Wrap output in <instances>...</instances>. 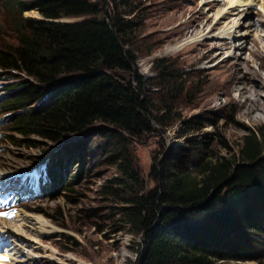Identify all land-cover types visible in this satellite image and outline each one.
Wrapping results in <instances>:
<instances>
[{"label": "trees", "instance_id": "obj_1", "mask_svg": "<svg viewBox=\"0 0 264 264\" xmlns=\"http://www.w3.org/2000/svg\"><path fill=\"white\" fill-rule=\"evenodd\" d=\"M142 1L120 0L124 12L113 16L96 0L9 1L16 18L10 41H0L6 125L23 140L57 143L83 135L66 155L81 163L96 149L116 166L111 195L121 203L118 214L129 233L141 237L138 264H228L249 257L264 264V131L248 129L239 155L229 159L210 157L199 165L202 153L194 144L166 155L151 166V190L128 152L130 140L151 131L157 109L135 71L138 25L130 17ZM28 11L40 18H24ZM79 17L86 18L62 21ZM158 63L161 77L152 85L167 95L173 90L169 64ZM158 99L164 115L156 119L163 123L170 105ZM55 164L62 168L57 161L48 165L50 192L62 186Z\"/></svg>", "mask_w": 264, "mask_h": 264}, {"label": "rangeland", "instance_id": "obj_2", "mask_svg": "<svg viewBox=\"0 0 264 264\" xmlns=\"http://www.w3.org/2000/svg\"><path fill=\"white\" fill-rule=\"evenodd\" d=\"M9 1L15 0H0L2 42L10 41L12 20L16 18L15 12L7 8ZM96 1L102 5L103 14L113 16L124 12L120 0ZM226 3L228 0H146L132 6L135 13L130 18L138 25L133 37L137 57L135 71L145 84L146 97L157 107L154 117L164 115L158 97L170 105L163 123L152 119L151 131L128 144V152L147 190L155 186L150 176L152 164L166 155L194 144L202 153L199 165L210 157L229 159L239 155L242 137L248 129L264 131V114L251 118L242 116L238 103L243 99L232 91L240 86V78L255 83L254 86L248 84V88L264 83V68H260L264 58L260 61L253 53L264 47V24H257L260 20L264 23L263 6L253 3L241 7L239 11L247 10V19L229 13L216 26V12L224 7L225 14L231 12ZM23 17L40 18L36 11L24 12ZM235 21L245 26L256 24L250 27L246 42L241 41L245 28H239V32L227 40L220 35L225 25ZM224 42L228 43L225 47ZM159 61L169 64V87L173 90L167 95L165 89L152 85L161 77L157 70ZM226 87L231 92L225 94ZM4 95L6 93L0 90V96ZM259 103L264 105L262 89ZM9 115L0 110V222L3 227L12 229L9 233L1 226L8 245H1L7 253L0 251V264H138L141 237L129 233L118 214L121 203L111 195V189H116L110 188L114 187L112 180L118 177L116 166L96 149L81 163L66 155L83 135L57 143L38 138L23 140L6 125ZM3 136L7 137L5 142ZM27 141H32L35 147H29ZM96 142L98 144L99 140ZM190 156L187 153L184 158ZM55 161L57 165L62 164L61 169L55 164L62 186L53 192L47 187L45 195L41 194L38 180L42 179L46 163L51 166ZM70 182L72 187L67 189L64 185ZM14 194L21 195L20 205L5 206L4 201ZM12 207L16 208L13 214ZM20 214L39 217L47 231L36 234L30 230L31 225L21 227L17 219ZM20 238L25 241L21 242ZM228 264L256 262L249 257L246 261Z\"/></svg>", "mask_w": 264, "mask_h": 264}, {"label": "bare ground", "instance_id": "obj_3", "mask_svg": "<svg viewBox=\"0 0 264 264\" xmlns=\"http://www.w3.org/2000/svg\"><path fill=\"white\" fill-rule=\"evenodd\" d=\"M253 3H259V5H261V7L263 6V14H264V0H228V6L231 7V12H228L225 14V8H222L220 11L216 12V19L218 18V21L216 22V26H219L221 24V20L225 19L227 14H233V15H238L239 17L244 16L247 19V10H242L239 11V8L241 9V7L244 6H250ZM227 11V10H226ZM230 11V9L228 10ZM195 21H192V23ZM259 25H262L264 23H261L260 21H257ZM256 25V24H255ZM255 25L253 23H250L248 26H245L243 24L240 23V21H235V22H230L229 24L225 25V27L222 29V32L220 33V35H222L224 40L230 39L231 36L233 37L234 33L239 32V28H245V32L241 35V41L246 42V38L248 36V31H250V27H255ZM257 28V27H256ZM256 38L253 40L252 44L255 47L257 44ZM228 43L224 42L223 47L227 46ZM244 48V47H243ZM262 50H264V47H262ZM262 50H255L253 51V53L258 57V59L260 61H262V59L264 58V52ZM260 68H264V64H260ZM253 75L256 77L257 73L253 72ZM237 80V79H236ZM240 80V86L239 87H234L232 89V91H236V93H238V97L242 98L243 101H241L240 103H238V106L240 108V113L242 116L247 117V118H251V117H256L254 115L258 114H264V105L259 103V91L262 89L264 91V83H259L257 86L255 85V87L257 88H248L247 86H249L248 84H251V86H254L255 83H253L250 80H244V79H238ZM228 91H230V88L226 87L224 93L226 94ZM231 92V91H230ZM17 219L21 222V227L23 228H27L29 225H31L30 230H34L36 231V234H43L47 231V226L45 225V223L39 218V217H34L31 215H27V214H20L17 216ZM18 222V221H17ZM2 222H0V244L3 245L6 241L5 235H4V230L3 229H7L9 233H11L12 229L11 227L8 226H2ZM3 229H2V227ZM10 228V230H9ZM13 228V227H12ZM18 228V227H16ZM29 228V227H28ZM21 242L25 241V239L20 238ZM4 245H8V243L6 242ZM21 250V249H20ZM24 252V251H23ZM18 253V252H17ZM31 257V256H29ZM30 260L32 261V259L30 258Z\"/></svg>", "mask_w": 264, "mask_h": 264}]
</instances>
